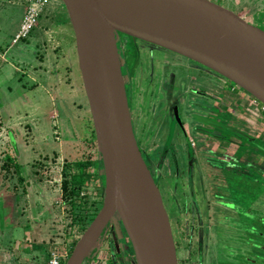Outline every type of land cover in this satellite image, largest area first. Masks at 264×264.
<instances>
[{"label":"rangeland","instance_id":"1","mask_svg":"<svg viewBox=\"0 0 264 264\" xmlns=\"http://www.w3.org/2000/svg\"><path fill=\"white\" fill-rule=\"evenodd\" d=\"M212 1L264 30V7L249 13L245 4L239 10V0ZM26 6L25 0H0V165L7 157L14 164L13 172L0 173V264H48L53 254L65 264L72 242L83 232L76 219L93 212L103 198L104 166L95 156L96 127L76 46L70 51L64 45L66 28V36H74L65 6L61 0H50L28 38L12 44ZM121 37L117 36L120 53L134 76L140 54L124 51ZM217 79L202 70V91L215 94H203L202 102L213 105L214 111L208 112L221 116L229 110L221 103L224 98L243 104L244 91ZM250 108L256 119L245 129L250 128L260 146L202 140V152L192 157L200 169H194L190 184L185 155L179 157L182 169L176 176L170 156L157 157L152 140L139 143L170 216L178 264H264V111L259 102ZM233 117L238 123L244 120L241 113ZM86 160L92 163L82 169L98 178L83 180L80 194L88 195L87 204L73 208L71 172ZM63 180H68L66 192ZM12 184L18 190L11 189ZM214 197L236 208L221 206ZM83 264H137L118 216L107 224Z\"/></svg>","mask_w":264,"mask_h":264},{"label":"water","instance_id":"2","mask_svg":"<svg viewBox=\"0 0 264 264\" xmlns=\"http://www.w3.org/2000/svg\"><path fill=\"white\" fill-rule=\"evenodd\" d=\"M96 127L105 186L102 205L65 264H83L118 216L137 264H178L168 212L135 139L116 43L125 33L190 57L264 104V30L212 0H61Z\"/></svg>","mask_w":264,"mask_h":264},{"label":"flooded vegetation","instance_id":"3","mask_svg":"<svg viewBox=\"0 0 264 264\" xmlns=\"http://www.w3.org/2000/svg\"><path fill=\"white\" fill-rule=\"evenodd\" d=\"M120 34L123 37L118 42L123 46L124 51L132 52L133 50L136 52L137 50L140 54L134 76L127 72L124 59L121 56L117 43V36ZM116 43L133 132L138 146L140 148L139 143L143 140H152L155 145L153 151L159 152L155 153L157 157H171V166L176 176L180 168L182 169L179 157L182 158L185 155L188 168L184 171L189 173L187 183H192L194 169H200L199 163L193 161L192 157H195L197 152H202V140L204 139H216L235 144L237 147L239 145L246 147L249 144L255 145V143L260 146L258 145L260 142L249 133L250 128L248 130L245 127H251V123H255L256 118L251 113V105L254 102H259L260 108L264 111V104L249 92L240 87L246 93H243V97H241L243 104L235 102L231 96L227 100L224 98L225 102L221 103L230 111L226 110L224 112L226 115L223 113L221 116L215 115V113H210L212 110L214 111L213 105L202 102V95L206 93L207 97L215 98L214 93L202 91V70L224 83L232 82L230 79L190 57L125 33L116 32ZM130 86L131 90L129 91ZM249 95L251 98L247 97ZM234 113H241L244 120L238 123L233 117ZM210 151H214V149H210ZM211 155L218 158L216 150ZM147 165L158 186L157 177L154 175L150 163ZM201 178H199L200 181ZM200 188L205 189L206 184ZM214 200L221 206L236 208L232 203L221 198L214 197ZM247 216L252 220L255 219V216L249 213ZM252 232L247 230L248 234Z\"/></svg>","mask_w":264,"mask_h":264},{"label":"trees","instance_id":"4","mask_svg":"<svg viewBox=\"0 0 264 264\" xmlns=\"http://www.w3.org/2000/svg\"><path fill=\"white\" fill-rule=\"evenodd\" d=\"M96 154L97 155H95V156H97L101 160V153H100L99 150H97ZM6 163H7V159L4 161L3 165H5ZM91 163H92L91 160H86V161L78 162L77 168H75L71 172L73 177L71 179L72 186H71V188H69V191H70V198H71L70 199V201H71L70 203H71V205H72L73 208H82V207H85L86 204H87V201H88L87 196L88 195L87 194H82V195L80 194L81 183L83 182V180H85L86 182L87 181H90V180L95 181L98 178V175L97 174H91V173L88 172L87 169H82V168H85L86 166L90 165ZM78 174H79L80 178H77V175ZM100 178H101V176H100ZM67 184H68V180H63V182H62V190L64 192H66L67 189H68ZM93 203H94V201H92V204ZM99 203L102 205V200ZM100 204H99V206H96L94 208L95 210L93 212H89V214L86 215V216H79L76 219L77 222H75V223L80 228V230H84L86 228V226L90 223V221L93 219V217L98 212V210L100 208ZM90 207L92 208V206H90ZM75 242L76 241H73L72 242V245L70 247V250L72 249V247L75 244ZM175 245H176V247H178V245L176 244V241H175Z\"/></svg>","mask_w":264,"mask_h":264},{"label":"built area","instance_id":"5","mask_svg":"<svg viewBox=\"0 0 264 264\" xmlns=\"http://www.w3.org/2000/svg\"><path fill=\"white\" fill-rule=\"evenodd\" d=\"M49 2L50 0H26L27 6L19 28L12 38V44H16L28 38L32 29L36 26L37 20L43 9ZM48 264H61L60 256L58 254H53Z\"/></svg>","mask_w":264,"mask_h":264},{"label":"crops","instance_id":"6","mask_svg":"<svg viewBox=\"0 0 264 264\" xmlns=\"http://www.w3.org/2000/svg\"><path fill=\"white\" fill-rule=\"evenodd\" d=\"M26 1V0H25ZM238 6H239V10L240 8L243 7V5L245 4L246 6H248L247 8V12L250 13V11H255L261 7H264V0H239L238 1ZM48 4L45 6V8L43 9L42 13L44 12V10L47 8ZM236 13H238V11H236ZM242 16V15H241ZM243 17L246 19L247 16H244ZM248 21V20H247ZM70 24V23H69ZM66 28V27H65ZM63 36H64V39L66 38V43H64V45H66V47L68 49H70L71 51V45H73L75 43V38L74 36H70V35H67L65 33H67V28L64 30L63 32ZM27 39V38H26ZM25 39V40H26ZM19 43V42H18ZM16 43V44H18ZM36 43V42H35ZM17 60L19 61L20 60V55L17 56ZM67 70V69H66ZM7 154V153H6ZM5 154V155H6ZM7 157V156H6ZM4 163V162H3ZM3 163L0 165V173L2 174H9L11 172L14 171V164L12 162L9 161V157L7 158V163L5 165H3ZM9 182H5L4 186L6 189H9ZM11 189H14V190H18L17 189V186L15 184H12V187Z\"/></svg>","mask_w":264,"mask_h":264},{"label":"bare ground","instance_id":"7","mask_svg":"<svg viewBox=\"0 0 264 264\" xmlns=\"http://www.w3.org/2000/svg\"><path fill=\"white\" fill-rule=\"evenodd\" d=\"M115 6L118 9H126L129 10V8L134 7V2L132 0H114Z\"/></svg>","mask_w":264,"mask_h":264}]
</instances>
